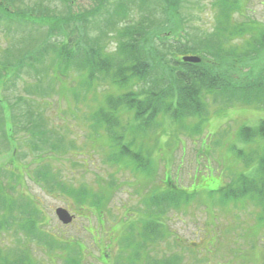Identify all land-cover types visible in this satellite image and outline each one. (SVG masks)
Instances as JSON below:
<instances>
[{"label": "rangeland", "instance_id": "1", "mask_svg": "<svg viewBox=\"0 0 264 264\" xmlns=\"http://www.w3.org/2000/svg\"><path fill=\"white\" fill-rule=\"evenodd\" d=\"M69 1L17 0L13 3L15 10L24 12L33 10L32 6H41L43 14L36 11L33 18L42 17L45 26L24 24L19 28L0 21V60L5 63L13 57H21L22 38L42 40L46 36L50 23L43 19L45 14L69 19L81 17L67 28L63 26V29L66 33L74 31L75 38L83 45L100 40L102 31L104 36L113 39L114 31L109 28L112 24L126 25L147 13L150 15L146 18V26L167 28L169 21L173 22V26H179L178 22H182L181 28L187 34L182 41L186 46L189 42L193 44L201 34L211 37L215 32L212 8L214 0H185L184 7L178 11V17L170 16L171 13L165 11L160 0H107L103 9L98 12L95 11L98 8L97 0ZM244 1L236 4L241 7L239 12L243 10ZM244 10L248 12L246 18L238 14L236 22L230 19L228 34L233 33L234 24H245L248 20L250 26H253L252 21L264 23V0H250ZM101 13L103 14L98 16ZM127 17L129 18L123 23V19ZM21 21L22 18H18L19 24ZM237 34L232 35L236 38ZM169 37L173 42L181 44L177 37V40L171 35ZM106 41L108 40L104 41L105 47ZM156 44L158 45L157 41ZM226 44L230 46L233 42L228 40ZM244 64L240 65V61L235 63L231 57L226 60V65L237 71ZM262 64L263 62H259L256 66ZM229 73L236 77V71ZM83 76L81 72L75 71L62 79L63 83L57 84L55 97L50 99L54 106L50 112L46 111L49 114L50 133L57 135V138L50 137L56 142L60 141V151L52 153L41 145L37 149L32 147L29 143L30 131L27 130L31 128L30 125H19L21 131L13 142L7 141L0 133V179L10 183L7 185L1 181L0 203L8 199L22 205V210L30 211L25 205L26 200H30L37 211L38 230L51 233L63 242L69 241V244L82 247L79 264H103V258H100L107 246L109 250L105 252L106 259L110 260L108 264H114L115 257L121 260L125 257L123 254L130 253L128 248L120 246L126 230L124 228L121 235L120 232L116 233L123 228H118V224L134 218L137 221L140 216L148 213L145 209L147 197L155 189L158 194L171 190L180 196V214L176 215V212L170 210L166 215L160 214L161 218L159 215L160 219L156 221L170 234L168 238L149 246L150 250L155 248L153 252H149L152 259H161L163 255L164 259L181 255V264H264L263 204L252 203L256 206L254 208L245 199H234L231 194L236 190L241 175L254 179L264 178V174L260 173L261 162L264 161V140L258 136L257 141L255 139L249 143L241 132L247 128L248 134H254V129L264 120V103L261 104L263 106L246 105L239 97L215 92L204 95L208 112L202 117L178 121L170 115L161 114L158 124H146L147 129L141 128L136 118H131V131L124 142H131L130 149L134 153L142 152V155L147 156L148 165L138 168L137 160L131 159L130 165L133 168H122L108 162L109 152L101 147V140L95 138L90 118L97 111L96 105L87 99V94L80 101L79 93L75 90L81 87ZM31 80L28 74L20 76L12 90L2 91L1 97L6 96L13 104L16 108L14 116L20 117V121H24L22 118L26 117L23 106L26 104L27 107L28 103L24 91L25 85ZM96 89L94 86L92 94ZM104 89L106 88H100L99 91ZM114 90L112 88L107 92L114 94ZM103 94L105 93H101L99 98ZM30 98L32 97L28 94V100L32 104L45 102ZM102 101L101 98L100 102ZM16 104L21 110H18ZM3 116L4 113L0 111V120ZM119 117L121 125L125 127L128 120L123 118V114ZM253 148L258 149L257 152ZM13 151L21 156L20 159L17 158L18 163L26 167L22 168L24 174L20 175V182L13 179L11 171L14 170H9L13 167L18 170L16 162L5 159ZM42 170L49 173L54 180H44L40 175ZM25 172L29 176H25ZM95 182L100 185V189L106 190L114 185L106 203L102 207H95L98 215L89 211L94 207L90 199L86 200L83 207L77 206L70 202L72 196L60 187V184H68L75 189L88 187L98 194L99 188L95 187ZM187 194H193V197L184 212L185 209L181 207L188 202H183L187 200ZM226 194H229L230 199L223 198ZM221 203L228 205L222 206ZM58 207L67 208L77 214L73 225L64 227L57 219L55 210ZM19 226L16 220L9 227L0 229V259L17 258L23 248L32 254L23 257L29 258L30 264L69 263L67 251L50 255V252H45L43 244L36 243L28 247L29 244L22 241L24 236H21ZM88 231L94 233V238ZM136 237L139 241L140 236L136 234ZM176 237L181 240V247L175 241ZM123 261L127 260L124 258Z\"/></svg>", "mask_w": 264, "mask_h": 264}, {"label": "trees", "instance_id": "2", "mask_svg": "<svg viewBox=\"0 0 264 264\" xmlns=\"http://www.w3.org/2000/svg\"><path fill=\"white\" fill-rule=\"evenodd\" d=\"M97 1H99L98 8L95 11L98 12L103 9L107 0ZM241 1L214 0L212 4L215 22L213 36L206 37L201 34L198 36V40H195L193 44L189 42L187 46L182 41L187 35L181 28L182 22H178L180 27L173 26V22L170 21L167 28L166 26L161 28L146 26V18L150 15L147 13L141 15L139 20H132L126 25L118 24L116 26L115 24L114 26L112 24L109 28L114 31L113 39L119 43L115 54L105 52L104 41L109 38L104 36V31H102L103 36L100 40L87 45L81 44L75 38L74 31L70 33L64 31L63 26L67 28L74 20H79L81 17H70L69 19L45 14L43 19L50 23L46 34V36L48 35L47 39H45L46 36L42 40L22 38L20 42L22 43L21 57H13L5 63L0 60V111L4 113L0 120V133L7 141L13 142L18 132L21 131L19 125L23 127L30 125L31 128L27 130L30 131L29 143L32 144V147L37 149L41 145L42 148L47 147L52 153L60 151L62 149L59 145L60 141L56 142L50 137L57 138V135L50 133L49 114L46 111L50 112L54 106V104H50V98L55 97L58 89L57 84H62V79H66L70 72L75 71L84 74L81 87L75 89L79 93L80 101L87 94V99L96 105L97 111L90 118L95 138L100 139L101 147L109 152L108 162L122 168H133L130 165L131 159L137 160L138 168H145L148 165L147 156L142 155V152L134 153L130 149L131 142L129 144L124 142L131 131L129 124L131 118H136L140 127L147 129L146 124H158L161 114L170 115L178 121L196 116L202 117L208 112L204 95L215 92L229 97H239L246 104L263 106L261 104L264 103V59L261 60L263 62L261 66H256L257 63L252 67L250 62L258 56L264 55V23L252 21L253 26H250L248 25L250 20H248L245 24H234L233 33L228 34L227 32L230 19L236 22L235 12L244 18L247 16V11L244 9L247 8L250 0L242 2L243 10L239 12L241 7H237L236 4H240ZM15 2L17 0H0L1 23L7 22L12 26H17L19 25L18 18H22V26L24 24L36 27L45 26L42 23V17L40 19L33 18V13L36 11L43 14L41 6H32L33 10L24 12L14 9L13 3ZM160 2L165 11L171 13L170 16L177 15V17L179 9L186 3L185 0H160ZM105 12L106 10L103 11V13ZM128 18L123 19V23ZM167 34L173 36L175 40L178 38L181 44L173 42ZM232 34H237L236 38ZM228 40L233 42V45H227ZM235 40H241L243 43L238 46ZM190 53L201 55L203 61L199 64L183 63L179 55ZM229 57L234 58L235 63L240 61V65L245 64L239 66L238 71L230 70L225 66ZM232 71L237 72L236 77L229 73ZM26 74L32 80L25 85L24 91L27 96L25 100L28 103L27 107L26 104L23 106L24 110L26 109V117L22 118L26 121L25 123L19 120L20 117L14 116L16 108L6 96L3 98L1 95L2 91L12 90L20 76ZM94 86L97 89L92 94L91 90ZM103 87L106 89L100 92L99 89ZM107 88H114L115 93L107 92L109 90ZM101 93H105L101 97L102 103L99 98ZM28 94L32 97L31 100L45 102L32 104L28 100ZM91 96L93 100H91ZM34 97L36 98L34 99ZM16 106H18V110H21L18 104ZM121 114L124 119L128 120L125 127L121 125V117H119ZM257 135L264 136V121L254 130L253 135L248 134V130L244 129V139L248 142H252ZM10 156V160L16 162L18 170H15L14 167L9 170L15 171V173L11 171V175L14 177L13 179L20 182V175L24 174L22 168L26 169V167H22L18 163L17 158L20 159V155L13 151ZM40 175L45 178L44 180H54L44 170L40 172ZM25 176H29V174L26 173ZM1 181L3 180L0 179V183ZM60 187L72 196L70 202L77 206L83 207L86 200L90 199L94 207L89 211L96 212V214L98 212L95 207H102L114 189V185L107 190L100 189V185L96 182L95 187L99 188L98 194L88 187L75 189L74 186L68 184H60ZM161 192L158 194L155 189L154 193L147 197L148 203L145 209L148 210V213L145 214L150 215V220L142 219L138 225L140 233L145 230L144 237L147 236L151 241L161 238L163 235H166V238L169 237L168 232H160L159 227L161 228L162 224L160 225L156 220L172 209L178 211L181 203L177 192L171 190ZM231 194L234 199L248 194L252 195L251 200L255 197L256 202H264V190L258 187V182L256 183L253 178L249 179L244 175L240 176L238 186ZM191 197L192 195L187 194V200L183 202L190 201ZM223 198L228 200L230 196L226 194L223 195ZM6 200L0 203V211H3L0 213V228L9 227L13 219L22 216L23 221L20 223L21 236L24 235L22 241L42 239L55 249L68 247L65 242L62 243L63 241L54 235L38 230L37 211L30 200L25 202L30 211L22 210V205ZM187 205L188 203L181 208H186ZM221 205L228 204L221 203ZM28 243L26 242V244ZM20 252L21 254L17 258L0 259V264H30L29 258H23L27 257L24 256L27 250L21 248ZM179 257L181 255L174 256L172 259L168 258L165 260V264H171L172 261L173 264L175 261L177 264H181Z\"/></svg>", "mask_w": 264, "mask_h": 264}, {"label": "water", "instance_id": "3", "mask_svg": "<svg viewBox=\"0 0 264 264\" xmlns=\"http://www.w3.org/2000/svg\"><path fill=\"white\" fill-rule=\"evenodd\" d=\"M183 61L189 62V63H199L200 58L198 57H184ZM57 215L65 224H68L71 222L72 218L69 216L68 212L65 209L59 208L57 210Z\"/></svg>", "mask_w": 264, "mask_h": 264}, {"label": "clouds", "instance_id": "4", "mask_svg": "<svg viewBox=\"0 0 264 264\" xmlns=\"http://www.w3.org/2000/svg\"><path fill=\"white\" fill-rule=\"evenodd\" d=\"M118 47H119L118 41L116 39L110 38L108 41H106L105 52L107 54H115L118 50Z\"/></svg>", "mask_w": 264, "mask_h": 264}]
</instances>
